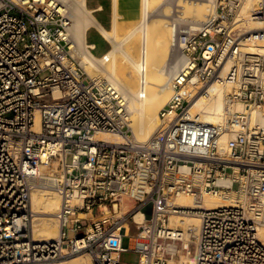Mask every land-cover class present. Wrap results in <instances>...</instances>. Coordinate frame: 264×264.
<instances>
[{
	"label": "built area",
	"instance_id": "obj_1",
	"mask_svg": "<svg viewBox=\"0 0 264 264\" xmlns=\"http://www.w3.org/2000/svg\"><path fill=\"white\" fill-rule=\"evenodd\" d=\"M243 2L215 0L204 27H179L174 95L160 110L157 132L140 143L119 84L91 76L73 54L75 1L0 0V264L80 254L91 264H127L124 252L138 253L137 264H167L180 251L177 242L191 253L182 226L171 224L192 214L201 221L192 236L196 264H264V124L253 117L264 115V53L243 45L264 35V0L252 12L262 27L252 32L236 27ZM228 82L226 119L208 124L191 113L192 99ZM236 126L223 150L221 136ZM98 133L124 142L98 141ZM41 188L62 198L61 231L52 241L33 236L31 197ZM207 195L235 205L200 208ZM181 197L200 207H181Z\"/></svg>",
	"mask_w": 264,
	"mask_h": 264
},
{
	"label": "bare ground",
	"instance_id": "obj_2",
	"mask_svg": "<svg viewBox=\"0 0 264 264\" xmlns=\"http://www.w3.org/2000/svg\"><path fill=\"white\" fill-rule=\"evenodd\" d=\"M71 1V0H67ZM73 24L71 26V38L74 42L73 54L79 57L87 72L93 76L105 77L110 82L119 84V91L122 100L128 110V121L134 132L135 139L140 142L148 141L157 132L160 125V110L173 97L172 88L173 77L178 74L182 62L180 54L176 59H170L174 51L173 45L177 44V33L180 28L187 27L185 32L197 31L205 26V21L209 18L214 9L215 0H208V3L198 4L182 3L176 4L178 11L182 14L180 21H172L170 27L168 23L151 20L152 0H143L140 11L141 18L138 26L132 28L127 34L116 40L119 20L122 17V0H114V12L112 17L113 30L108 31L103 28L96 19L93 11L88 8L86 0H74ZM262 0H244L236 18L237 27L245 26L246 31L252 32L261 29L262 25L252 19V12L260 5ZM91 27H97L103 35V39L114 44L102 57L96 56L90 50L87 42V33ZM243 28V27H242ZM241 29V28H240ZM243 30V29H242ZM138 40V50L135 54L126 46ZM244 48L247 51L264 53V35L259 40L246 41ZM122 56V63L125 64L127 74L131 75L133 81L125 83L121 75L118 74V56ZM170 60H169V59ZM171 58H174L171 57ZM229 63L225 70L228 71ZM95 75V76H96ZM232 89L231 83L214 84L209 86L208 91L191 102V113L199 116L202 121L208 124L222 122L227 117L228 101L227 94ZM236 109L244 110V105L237 104ZM261 115V116H260ZM254 119L264 124V115L258 112L253 113ZM39 120L37 122V130ZM240 130L236 126L231 132L221 136L219 142L223 150L228 143L235 138L236 132ZM96 140H103L110 143L121 144L124 142L122 136L110 133H98ZM43 168V167H41ZM46 171L43 168L42 172ZM32 209L35 213L32 221L33 236L36 241H52L59 237L61 231L60 221L56 214L62 207V198L56 191L50 188H41L32 193ZM181 207L195 208L196 202L190 197L178 199ZM235 205L233 199H222L220 197L207 195L201 202L200 208H215ZM129 209L123 206L118 217ZM108 213L107 216H111ZM144 220L143 215H136L138 223ZM172 227L182 226V239L187 246L190 235L198 234L201 221L196 214L191 216L172 217ZM259 239L264 245V224L259 227ZM190 249V248H189ZM181 261L176 262L169 259L167 264H196V258L181 256ZM92 257L88 254L76 255L70 259L54 263L45 264H91Z\"/></svg>",
	"mask_w": 264,
	"mask_h": 264
},
{
	"label": "rangeland",
	"instance_id": "obj_3",
	"mask_svg": "<svg viewBox=\"0 0 264 264\" xmlns=\"http://www.w3.org/2000/svg\"><path fill=\"white\" fill-rule=\"evenodd\" d=\"M179 1H182V3H187L188 5H190V4L192 5V3H194V4L198 3L200 5L204 4V3H208V0H152L151 8L153 11L151 13V20H157V22L159 21V22L168 23L169 27H170V23H172V21H174V20H176V21L178 20L180 22H183L180 20V17H182L181 16L182 14L180 13V11H178V8L176 7V4ZM142 6H143V0H124V1H122V17L120 18V24L118 25V29H117L118 35L115 38V41L120 40V38L124 37L129 30L138 26L140 18H141L140 11L142 9ZM239 24L240 23H238L237 26ZM242 27H237V28H241L243 30L246 29L245 26H242ZM89 40L91 42H96L99 45V48L95 51V54L101 55L104 51L103 48H104L105 42H103V43L100 42V39L94 30L90 32ZM137 44H138V40L135 39L134 42H131V44H129L126 47L136 54L137 50H138ZM113 47H114V44H112V48ZM178 54H180V53H178V51H173L171 56H170V59H176ZM173 56H174V58H171ZM117 72L124 79L125 83H130L133 81L132 76L127 74V69L125 68V64L122 63V56L121 55L118 56V70H117ZM95 75L96 74H94L93 76H95ZM45 76H46V74L42 75V77H45ZM96 76H98V75H96ZM69 160H70V157H69ZM126 204L127 205H125V207H129L131 205V202L126 201ZM89 217H92V215H90ZM95 218H98V215H95ZM262 224H264V223H262ZM194 235H195V233L190 235L189 240H188L190 245H191V247H190L191 253H188L187 251H184L182 249L183 242H177V245L179 246L180 251H179L177 257L173 258V260H175L177 263L181 261V258H182L181 256L195 257V250H194L195 239L192 238V236H194ZM123 246L124 247L129 246L128 238L124 239ZM121 261L123 263H127V264H137L140 261V255L138 253H134V252H124L121 255Z\"/></svg>",
	"mask_w": 264,
	"mask_h": 264
},
{
	"label": "crops",
	"instance_id": "obj_4",
	"mask_svg": "<svg viewBox=\"0 0 264 264\" xmlns=\"http://www.w3.org/2000/svg\"><path fill=\"white\" fill-rule=\"evenodd\" d=\"M113 1L114 0H86L88 8H90L93 11V14L96 17V19L100 22L103 28L108 31H111L114 28L112 23V17L114 12ZM119 24H120V20H119ZM93 30L97 33L100 42L101 43L105 42L103 53L101 55L96 54L97 56L102 57L110 49H112V43L107 42L103 39L102 32L97 27H91L87 33V42L89 43L93 53H95V51L99 48V45L96 42H91L89 40V34Z\"/></svg>",
	"mask_w": 264,
	"mask_h": 264
}]
</instances>
